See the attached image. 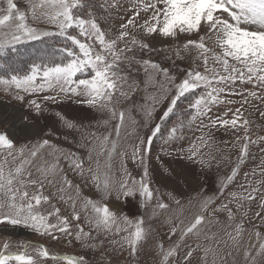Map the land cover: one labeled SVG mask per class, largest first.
<instances>
[{"label":"snow or ice","instance_id":"6c2138e0","mask_svg":"<svg viewBox=\"0 0 264 264\" xmlns=\"http://www.w3.org/2000/svg\"><path fill=\"white\" fill-rule=\"evenodd\" d=\"M0 3L6 4L5 8H0V55L6 54L8 49L14 50L16 44L25 40H38L42 35L52 34L39 33L29 27L26 12L21 11L14 0H0ZM28 8L34 20L43 18L59 29L58 35L70 41V45L59 50L65 54L66 62L45 65L42 75L41 65L34 63L29 75L0 79V85L14 86L18 93L29 95L54 92L55 95L43 96L44 101L52 103L60 102L61 96L78 98L77 103L107 114L102 123L109 131L101 135L90 131L82 134V139L92 145L87 156L88 167L84 159L74 153L63 156L59 147L47 138L32 146L17 147L7 131L0 132V225L27 228L51 241L69 245L75 241L91 251L108 243L121 254L127 250L136 264L139 253L155 233L145 227L143 215L131 219L126 213L112 210L105 201L114 197L117 202L126 204L128 198L135 200L139 196L138 207L141 210L152 207L151 218L173 206L182 213L185 205L179 195L167 192L169 202L166 203L159 189L151 186V148L154 140L165 134L166 143L183 139L184 130L191 131L193 124L199 121L196 128L201 135L190 142L187 155H183L185 150L181 149L178 158L199 164L201 170L210 169L212 160H217L219 167L228 157L221 155L217 159L212 154L213 130L222 129L235 136L231 143L233 147L239 145L237 159L211 194L205 195V189L201 187L194 196L188 197L189 205L193 201L199 205V211L190 221L185 223L180 214L175 222L171 217L166 219L169 246L165 248L163 241L155 242L153 250L159 257L156 264H193L198 250L203 252L205 264L209 254L215 264L220 244L229 241L239 251V238L245 231V223L243 219L237 222V216L248 217L251 221L248 213L255 201L257 211L254 216L264 220V159L257 168L243 173L244 183H237L241 166L252 157L250 145L264 144V136L252 139L250 129L255 122L245 115L251 108L264 120V0H128L126 5L120 0H105L100 5L103 12L107 14L114 10L121 20L114 31L111 25L109 31L104 30L87 0H28ZM85 9L86 17L79 14ZM120 11L123 16L119 15ZM154 39L171 42L173 55L166 59L172 60L173 65L176 60L191 61L189 68L177 69L183 73L179 81L169 68L135 56L137 50L142 53L167 51V48L153 47L150 41ZM133 63L141 65L145 75L159 85L158 95L149 98L151 108L145 109L143 105L140 108L145 117L146 134L132 145L131 159L133 163L138 161L142 169L139 178L128 171L126 163L121 164L119 176L113 169L116 155L124 160L129 156L119 150L122 140H127L128 136L121 137L126 110L118 109L117 105L121 99H130L129 94L138 90L135 81L129 83L130 73L124 70L126 67L131 69ZM201 67L203 71H200ZM125 84H129L127 91ZM198 89L203 91L198 93ZM189 94L194 97L190 102V109L194 111L188 112L190 119L180 120L163 132L178 101ZM23 98L17 96V99ZM164 100L168 101L167 107L150 126L155 105ZM29 106L34 109V115L43 111L41 103L35 99L29 101ZM219 108L223 111L213 114L214 109ZM55 117L69 131L79 132L83 127L61 112H55ZM132 123L136 121L133 119ZM33 131L37 136L56 135L52 129L36 128ZM45 148H51V151L45 154ZM93 152L96 157L94 168L90 166ZM68 171L85 183L90 182L95 198L85 196L83 186L69 179ZM230 186L233 190L225 195ZM46 189H51V195L45 194ZM59 205L64 206L68 215L62 214ZM220 214L224 215L223 220L219 219ZM208 224L220 225L228 240L206 232L204 229ZM253 227L258 229L260 225ZM252 235L255 243L250 240L243 250V262L264 264V239L258 230ZM202 240L208 242L207 246L200 243ZM29 248L33 250L32 254H29ZM181 248L184 249L182 254ZM9 249L8 242L0 247V264H48L49 260L55 264L87 262L86 257L57 255L44 245L24 244L23 251ZM231 255V252L227 254ZM227 256L221 257L222 264H226Z\"/></svg>","mask_w":264,"mask_h":264},{"label":"rangeland","instance_id":"374dc122","mask_svg":"<svg viewBox=\"0 0 264 264\" xmlns=\"http://www.w3.org/2000/svg\"><path fill=\"white\" fill-rule=\"evenodd\" d=\"M95 1L97 2V17L101 21L104 30L109 31V26L111 25V28L114 31L121 23V20L117 16V12L110 10L109 13L105 14L100 8V5L104 3L105 0ZM14 2L17 3L21 11L26 12V24L29 27L37 29L39 33L47 31L52 34H57L59 32L58 28L47 23L43 18L35 20L32 18L31 12L28 8V0H14ZM34 2H38V0H34ZM120 2L126 5L128 0H120ZM5 7V3H0V8ZM38 11L40 10L38 9ZM119 15L123 16V11H120ZM42 37L45 36L42 35L41 38ZM150 43L155 48H167V51L142 53L137 50L135 56L138 59H151L162 67L169 68L171 73L177 76L178 81L182 78L183 73L178 72L177 69H187L192 66L190 60H176L175 65H173L172 60L166 59L167 56L173 55L172 44L170 41L164 42L159 39H154L151 40ZM129 55L131 56L132 54L129 53ZM173 58L175 59L174 56ZM1 67L2 65L0 64V73L4 74ZM137 69L140 70L137 71ZM124 70L130 73L131 80L129 83L135 81L138 90L129 94L130 99H121V102L117 105L118 109L126 110L125 127L121 130V137L128 136L127 140H122L119 150L127 152L129 156L124 160L120 155H116L113 161V169L116 170L117 176H119L121 164L126 163L128 171L131 172L133 176L139 178L140 175H142V169L138 161L133 163L131 159L132 145L138 142V137H142L146 134V129L143 127L145 117L140 108L142 105L145 109L151 108L152 101L149 98L158 95L159 85L155 84L145 75L143 68L139 64L133 63L131 69L126 67ZM200 71H203L202 67L200 68ZM84 76L87 77L88 74L85 73ZM0 79L5 78L0 76ZM39 82L38 78L37 83ZM124 87L127 91L129 84H125ZM244 87L251 88L250 85H244ZM202 91V89L197 90L198 93ZM55 94L56 93L51 91H44L29 95L23 92L18 93L14 86L8 87L6 85H0V103L4 106V108L0 110V132L7 131L10 137L15 141L17 147L23 145L32 146L35 145L38 140L47 138L51 141V144L59 147L63 156L74 153L84 159L85 166L88 167L87 156L92 145L89 144L87 140L82 139V134H86L89 131L95 132L98 135L107 133L109 129L102 123L103 119L107 118V114L96 112L84 104L77 103L76 100L78 98L75 97L68 99L61 96L60 102L58 103L43 100L44 95ZM18 95L23 96V100L17 99ZM33 99L37 100V102L42 105L43 111L38 116L34 115V109L29 106V101ZM193 99L194 97L189 94L178 101L177 108L171 119L168 121L166 127L162 128L163 132L166 133L168 128L182 120V115L184 113H186L187 116L185 121L190 119V117H188V112L194 111L190 109V102H192ZM236 99L239 98L237 97ZM167 104L168 101L164 100L162 103H157L155 105V112L150 126L158 120L164 108L167 107ZM237 106L239 105H232V107ZM10 108H13L14 111H16H10ZM57 111L63 113L78 126L83 127L80 128L79 132L65 129L55 117V112ZM216 111H223V109H214L213 114H215ZM245 115L255 122L250 129L252 139H256L258 136H264V120L259 117V114L254 109L248 108ZM133 119L136 121L135 124L132 123ZM198 124L199 121H196L195 124H193L191 131H188L186 128L183 132L184 138L181 140L166 143V134L163 137L156 138L151 148V157L149 160L151 186L159 189L162 199L166 203L169 202L166 195L167 192L173 191L179 195L185 205L182 213H180L179 209L173 206L172 209L158 213L155 218H151L152 207L141 210L138 207L141 199L139 196H137L135 200L128 198L126 204L123 202H117L114 197L109 201H105L109 204L112 210L118 213H126L131 219L143 215L145 227L152 229L155 233L154 237L148 241V245L145 246V249L139 253L136 264H156L159 257L153 250L155 242L163 241L165 248L169 246L167 236L168 225L165 223L166 219L171 217L173 222H175L177 215L180 214L181 218L185 219V223L190 221L192 216L199 211V205L196 201H193V203L189 205L187 203L188 197L194 196L196 192L200 191L201 187L205 189V195L211 194L214 187H219V180L230 172L237 159L239 145L233 147L231 143V141L235 140V136L231 132L225 133L222 129L220 131L213 130L215 144L212 148V154L217 156V159L221 155L228 157V159H225L220 163L219 167H217V160H212L210 169L205 168L204 170H201L199 164H193L185 159L178 158L180 150L184 149L185 151L183 152V155L186 156L190 142L197 136L201 135L200 131L196 128ZM17 126L18 129L16 128ZM24 126L27 128H23ZM36 128L45 130L52 129L56 135L48 137H43L42 135L37 136L33 131ZM13 131L14 135L12 134ZM223 141H229L230 143L225 145L222 143ZM261 149H264V144L258 146L250 145L249 150L252 157L241 166V172L237 178V183H244V172H251L252 169L257 168V166L260 165L261 160L264 159V152H262ZM48 151H51V148L44 149L45 154ZM157 156H159V160L157 159ZM95 160V152H93V161L90 165L93 168L95 167ZM61 163L65 169H67L66 162L62 160ZM68 177L69 179H72L74 183H80L83 186L85 196H93L95 198L96 193L92 189L90 182L85 183V181L81 180L71 171H68ZM258 178L259 177H257V179ZM232 190L233 187L230 186L229 189L226 190L225 195H227L228 191ZM45 194L51 195V189H46ZM219 202L220 201L218 200L217 203ZM152 203L154 205L155 201L153 200ZM59 206L61 207L62 214L68 215V213L64 211V206ZM256 211L257 206L254 201L248 213V216L252 217L251 221H249L248 217L237 216V222L243 219L245 223V231L239 238V251L233 247L231 241L227 244L221 243L219 249H217L215 264H222L221 257L227 256L229 252H231L232 255L227 256L226 264H244L242 259L243 250L247 248L250 240L255 243V237L252 233L258 230L261 233V239H264V220H259L254 216ZM224 218L223 214L219 215L220 220H223ZM254 224H259L260 227L254 229ZM85 228L87 230L86 225ZM204 230L210 234L216 233L218 237H223L224 240H228V237L224 236V229L220 225L208 224ZM227 230L232 231V229ZM233 235H236L234 231ZM5 242L10 244L9 251H23L24 244L44 245L48 247L50 252L57 255H69L76 258L86 257V264H109V262L110 264H133L127 250L121 254L114 251L113 246L108 243H105L102 248L98 247L96 251H91L87 248H82L80 244L75 241L71 245L66 242L51 241L47 237L39 236L31 230L23 227L13 228L11 226L0 225V247H2ZM189 242L193 243L191 240ZM200 243L203 246H207L208 244L207 241L203 240L200 241ZM116 247H118V245ZM28 251L29 254H32L33 250L29 248ZM183 251L184 249L181 248V254ZM202 256L203 252L198 250L194 255L193 264H205L202 260ZM48 264H55V262L49 260ZM61 264H63V262H61ZM207 264H212L211 254H209Z\"/></svg>","mask_w":264,"mask_h":264},{"label":"trees","instance_id":"16d2710c","mask_svg":"<svg viewBox=\"0 0 264 264\" xmlns=\"http://www.w3.org/2000/svg\"><path fill=\"white\" fill-rule=\"evenodd\" d=\"M89 8H91L97 16V2L95 0H87ZM81 16H87V9L81 10ZM75 34V33H74ZM70 45V41H66L65 37L58 34H51L38 40H27L16 44L14 50H6V54L0 55L1 69L4 74L0 76L10 79L12 75L24 76L29 75L31 65L36 63L41 65V71L45 65L52 66L56 63L66 62L65 54L59 50ZM186 113L182 115V120H186Z\"/></svg>","mask_w":264,"mask_h":264},{"label":"bare ground","instance_id":"6f19581e","mask_svg":"<svg viewBox=\"0 0 264 264\" xmlns=\"http://www.w3.org/2000/svg\"><path fill=\"white\" fill-rule=\"evenodd\" d=\"M4 108V106L0 103V110H2ZM10 111H14V109L13 108H10ZM16 111V110H15ZM14 111V112H15ZM17 129H18V126L16 127ZM23 128H27L26 126H24ZM29 128V127H28ZM13 135H14V131H13V133H12Z\"/></svg>","mask_w":264,"mask_h":264}]
</instances>
